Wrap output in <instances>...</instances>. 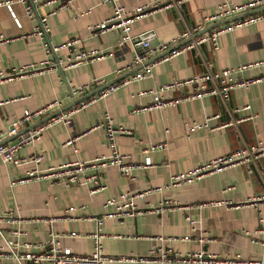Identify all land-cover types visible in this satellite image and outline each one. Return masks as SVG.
I'll return each mask as SVG.
<instances>
[{
  "label": "crops",
  "instance_id": "obj_1",
  "mask_svg": "<svg viewBox=\"0 0 264 264\" xmlns=\"http://www.w3.org/2000/svg\"><path fill=\"white\" fill-rule=\"evenodd\" d=\"M64 1L39 3L29 16L22 1L0 0V34L3 35L0 69L9 71L40 62L46 58L47 45L73 37L79 39L78 49L96 48L106 56L63 70L57 67L0 82V133L4 134L2 140L5 142L17 138H9L14 133L7 132L24 110H36L55 99L61 101V106L65 105L72 99L71 87L94 78L107 81L115 77L118 75L115 73L117 62L131 58L138 50L130 43L118 45L122 36L119 28L103 32L89 28L112 13L111 1L74 0L69 6L51 13L59 2ZM243 1L117 0L127 9L148 2H161L130 23L131 35L137 36L145 30L155 32L150 44L172 38L183 29L203 22L205 16L215 13L221 3L239 4ZM42 15L47 16L48 30L39 35L34 27ZM66 55L67 50L60 49L49 57L55 60ZM257 59H264V20L221 33L217 48L204 42L161 60L153 66L150 76L122 84L106 96L90 101L71 114L68 122L59 120L46 124L33 141L16 150V157L28 160L16 164L0 159V211H10L18 219L11 223L2 221V231L8 237L17 231L21 241L33 242H43L51 234H58L61 246L69 247L75 253H89L94 248L93 234L97 230V222L91 217L103 215L107 209L105 199L123 191L149 190L135 200L142 212L123 218H103L100 232L104 254L147 255L152 249L171 247L175 252L203 248L225 257L238 255L246 259H264V232L257 231L264 227V204L247 203L249 198L264 193V156L258 160L262 167L259 175L249 164L241 163L204 174L193 182L168 184L175 172L202 164L242 144L264 142V79L248 87L232 88L225 100L217 95H204L182 99L173 105L147 107L153 102L150 88H157L175 78ZM263 72L264 68L258 66L246 69L243 75L257 76ZM94 87L90 86L84 93ZM140 90L145 92L138 93ZM187 90L186 87L169 89L163 96L179 97ZM104 112L112 118V124L129 130L117 133L115 144L121 152L129 154L130 161H143L145 143H166L164 149L150 153L152 165L134 171L133 180L120 175L116 167L103 168L100 179L105 187L93 193L90 192L91 183L66 185L46 177L18 181L33 168L44 172L50 166L69 160L108 154L111 146L101 124ZM212 114L217 116L209 121L211 128L198 127L188 133L187 124L203 121ZM35 120L23 123L19 129ZM37 155L41 156L38 162L29 159ZM90 172L92 170L87 169L84 174ZM159 186L161 188L156 190ZM165 201H175L179 206L162 211L151 209ZM69 206L75 207L72 218L66 216ZM186 215L196 220L195 227L189 225ZM184 234L202 235L203 241L168 239ZM0 264L18 263L2 257ZM26 264L34 263L27 261ZM105 264L152 263L113 261Z\"/></svg>",
  "mask_w": 264,
  "mask_h": 264
},
{
  "label": "built area",
  "instance_id": "obj_2",
  "mask_svg": "<svg viewBox=\"0 0 264 264\" xmlns=\"http://www.w3.org/2000/svg\"><path fill=\"white\" fill-rule=\"evenodd\" d=\"M24 3L25 12L31 16L33 14L36 5L39 3H47L58 0H20ZM74 0H65L59 2L58 6L54 8L51 13L55 12L57 8L69 6ZM113 3L112 13L103 19L101 22L95 25H90L89 28L95 32H103L107 29H117L122 31V36L118 41V45L124 46L130 43L132 47H138L129 59H121L117 62L115 73L120 74L124 70L130 69L137 64L142 66L132 73L126 75L118 81L110 83L106 87L100 89L96 94L79 101L77 104L70 108L61 111L59 114L50 117L48 120L39 123L35 127H32L25 132L19 134L13 141L0 143V159L4 162H14L19 164L25 162L28 158H18L15 156L16 150L24 143L33 141L44 129L46 124H50L53 121L68 122L69 117L75 111L86 106L90 101L95 100L98 97H104L110 92L117 89L120 85L133 80H140L148 77L152 74L153 66L161 60L169 59L185 50L198 47L204 42H209L214 48L218 47L219 35L225 31L233 30L236 27L242 26L249 22L264 20V9L243 17L235 18L230 21L220 23L211 27L210 29L203 31L202 33L193 36L194 33L201 30L205 25L236 13L246 11L251 8H255L264 5V0H244L239 4H232L230 2H224L218 5V10L205 16L203 22L196 24L192 27L183 29L176 36L167 40H160L155 44H150V39L155 34L153 30H145L139 33L137 36L131 35L129 32L130 23L138 16L146 13L152 8L161 5V2H148L137 5L133 8H125L124 5L119 4L117 0H109ZM77 14H80L78 12ZM48 30L47 16L42 15L39 17V22L35 25L34 31L43 35ZM189 40L177 45L182 40L189 38ZM0 40H3V35L0 34ZM78 38H68L60 43L47 45L45 47L46 58L40 62H32L24 64L18 68H12L11 70L0 69V82L11 80L13 78L23 76L28 73L51 70L57 67L69 68L81 63L90 62L96 59H100L106 56V53L96 48L82 50L76 47ZM60 49H66L67 55L62 57H56L55 60L49 57L51 53ZM169 49V51L159 58L153 59L148 63H144L147 59L154 56L159 52H163ZM261 66L264 68V59H257L247 63H241L236 66L222 67L216 70H206L198 73H194L184 78H175L171 81L160 84L157 88H150L149 91L153 94V102L147 107H163L166 105H173L180 102L182 99H194L200 98L204 95H217L223 100L227 99L229 92L232 88L238 86L248 87L250 84L264 79V72L257 76H244L243 73L246 69ZM105 81L101 78H94L84 84L74 86L70 88L71 98L82 95L90 86H98ZM179 87H186L188 90L183 96L166 98L163 93L169 89H175ZM145 90H140L138 93H144ZM60 100H52L45 106L37 108L36 110H24L23 115L12 122L11 128L7 134L16 133L23 123L38 119L49 112L60 108ZM217 115L212 114L207 116L203 121L191 122L187 124L188 133L192 132L198 127H210L209 121L215 118ZM101 124L105 128L106 137L111 146V150L108 154H102L90 159H74L63 162L61 164L50 166L44 172L38 168H33L27 171V174L18 178V181H25L30 178L46 177L48 179L58 180L66 185L72 183L88 184L91 183L90 192L101 190L105 187V184L101 181L102 169L106 167H116L120 175L133 180L135 178L134 171L144 169L152 165V159L150 153L154 150L164 149L166 147L165 142H149L145 143L142 147V153L144 155L143 161L133 162L128 159L129 154L121 152L117 149L115 144V135L117 133L128 132L129 130L122 125L112 124V118L107 112H104ZM229 124V123H227ZM224 125V124H222ZM4 137V134L0 133V141ZM68 143L71 140L67 141ZM261 156H264V142L245 143L240 145L235 150L220 154L208 159L206 162L191 167L189 169L175 172L171 174L169 179V185H180L183 183L193 182L194 180L202 177L204 174L220 170L229 166H234L241 163L249 164L251 162H257ZM35 162L41 159L40 155L29 158ZM87 169H91L92 172L84 174ZM161 187H156L159 190ZM153 190V189H152ZM138 191H123L114 196H110L105 199L104 206L107 208L103 215L92 216L97 222V230L93 234L94 248L89 253H75L69 247L61 246L58 238V234H51L50 238L43 242L33 241H21L18 238L19 232L14 231L13 235L8 237L2 231L0 226V258L13 259L18 264H26L27 261L34 264H42L48 262L49 264H105L106 262L113 261H131V262H151L152 264H166L168 262L183 261L189 264H264V259H246L238 255L235 256H221L215 252L206 251L203 248L194 250L173 251L171 247H158L152 249L147 255H108L102 251L100 225L103 222L104 217H118L134 216L142 210L138 207L136 199L142 198L146 192ZM217 203H220L217 201ZM225 203V202H224ZM247 203L251 204H264V193L253 196L247 200ZM228 205V203H226ZM179 204L175 201L160 202L158 206L152 207L154 211H162L168 208H175ZM74 206H69L67 211V217H73ZM189 225L193 228L196 226V220L190 215L185 216ZM262 219V217L260 218ZM15 222L18 221L10 211H0V223ZM257 231H263L264 227L258 228ZM72 234L76 235L75 232ZM169 240H191L196 239L203 241V236L198 235L196 237L190 234H184L181 237L170 236Z\"/></svg>",
  "mask_w": 264,
  "mask_h": 264
},
{
  "label": "water",
  "instance_id": "obj_3",
  "mask_svg": "<svg viewBox=\"0 0 264 264\" xmlns=\"http://www.w3.org/2000/svg\"><path fill=\"white\" fill-rule=\"evenodd\" d=\"M263 9H264V5H261V6L255 7V8L248 9L246 11H242V12L236 13V14L231 15V16H228V17H224V18L215 20V21H213V22L205 25L201 30H199L198 32L194 33L193 36H196V35L202 33L203 31H206V30L210 29L211 27H213L215 25H218L220 23H224V22L230 21V20L235 19V18L243 17L245 15H249V14H252V13H255V12H258V11H261ZM189 39H190V37L189 38H186L185 40H182L177 45L182 44L183 42H185V41H187ZM168 51H169V49H167V50H165L163 52H159V53L155 54L154 56H152L149 59H147L146 61H144L143 64L148 63V62L152 61L153 59L159 58L160 56H162L163 54L167 53ZM141 66H142V64H137L136 66H134V67H132L130 69L124 70L120 74H118L115 77H113V78L105 81L104 83H102V84H100L98 86H95L92 90H90V91H88V92H86V93H84V94H82L80 96L73 97L71 99V101H69L65 105H63L60 108H57V109L49 112L48 114L42 116L41 118H39V119L35 120L34 122L28 124L27 126L19 129L16 133L10 135L9 138L16 137L19 134L25 132L26 130H28V129L32 128V127H35L39 123H42V122L48 120L50 117L59 114L61 111H64V110L70 108L71 106L77 104L79 101L84 100L86 98H89L93 94L97 93L100 89L106 87L110 83H113L115 81L120 80L121 78H123L126 75L132 73L133 71H135L136 69L140 68ZM5 141L6 140H1L0 143H4ZM256 164H258L259 166H257ZM256 164H254V162L249 163V165L252 168V170L255 171V173H257L259 175L262 167H261V165H260V163L258 161H257Z\"/></svg>",
  "mask_w": 264,
  "mask_h": 264
}]
</instances>
